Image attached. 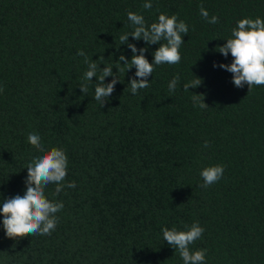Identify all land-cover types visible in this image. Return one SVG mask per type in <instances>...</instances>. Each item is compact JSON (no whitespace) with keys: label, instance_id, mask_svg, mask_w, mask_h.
<instances>
[{"label":"trees","instance_id":"1","mask_svg":"<svg viewBox=\"0 0 264 264\" xmlns=\"http://www.w3.org/2000/svg\"><path fill=\"white\" fill-rule=\"evenodd\" d=\"M145 2L0 0V206L24 194L25 166L42 154L29 133L44 151H65L63 183L76 185L58 195L55 184L45 189L64 205L50 235L8 239L0 223V264H183L161 229L195 222L204 233L190 250L206 249V264H264V85L236 88L219 67L233 58L215 51L240 19H264V0ZM201 6L219 23L202 18ZM128 12L147 25L166 14L188 26L181 61L154 66L136 95L128 85L135 68L125 73L117 62L132 57L119 40L133 30ZM127 43L146 47L149 63L159 47ZM78 51L100 70L111 65L120 81L103 107L94 98L99 72L80 92L87 64ZM193 76L201 86L184 91ZM192 94L209 109L194 107ZM217 164L222 178L201 188L200 172Z\"/></svg>","mask_w":264,"mask_h":264},{"label":"clouds","instance_id":"2","mask_svg":"<svg viewBox=\"0 0 264 264\" xmlns=\"http://www.w3.org/2000/svg\"><path fill=\"white\" fill-rule=\"evenodd\" d=\"M143 7L150 9L152 7L150 0H147ZM200 13L209 24L219 23L216 15L209 18V13L203 6L200 8ZM127 19L133 30L122 34L119 40L120 45H127L132 57L128 60L124 55H120L117 62H123L120 70L125 71V73L133 67L135 68L134 76L129 79L128 85L131 93L136 95L138 90L150 86L148 77L152 75L154 66L165 63L175 65L181 61L179 49L184 43L182 37L188 33V26L184 21H178L176 15L160 14L157 22L151 23V25L146 24L142 15L134 12H128ZM129 36L134 41L143 40L146 45H159L152 53L151 63L145 57L148 49L146 47L137 49L135 44L127 43ZM162 41L164 42L161 43ZM215 51H218L225 58L229 54L233 58L230 64H220L219 67L232 74L231 82L236 88H243L247 85L249 92L253 86L264 85V19H240L231 31V37ZM77 55L84 56V62L87 64V71L84 73L82 83L79 86L80 92L83 95L88 93L92 78H97L99 72L94 84V98L103 107L107 103L108 97L115 91V85L120 81L113 74L111 65L100 70L98 65L103 63L98 64L97 61H92L83 51H78ZM98 60L104 61L102 56ZM110 76L113 77L111 82L105 84V78ZM193 77L192 81L183 85L184 91L188 92L189 88L195 89L201 86L202 79ZM179 79L177 74L169 82L168 90L170 93L176 91ZM191 98L194 107L209 109L203 102V94H192ZM27 142L40 149L42 154L34 157L25 166L27 177L24 181L26 186L24 194L4 199L2 206H0V216L3 217L0 223H2L5 236L8 239L37 234L50 235L58 224L56 213L61 211L64 205L62 202H53L47 199L45 189L49 184H55V194L58 195L64 187H76L75 182H69L67 185L63 183L67 175L68 158L62 148L53 147L44 151L41 137L37 133H29ZM208 146L209 141L206 140L203 147L207 148ZM223 174V165L217 164L206 167L200 172L203 183L199 186L207 188L218 182ZM185 228L184 231L177 230L175 227L161 229L163 240L179 253L183 264H206V249L190 250V245L203 235L204 228L199 225V222L185 226Z\"/></svg>","mask_w":264,"mask_h":264}]
</instances>
